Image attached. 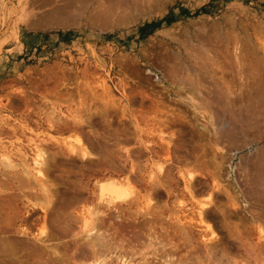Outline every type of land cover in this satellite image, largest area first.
<instances>
[{
	"label": "rangeland",
	"instance_id": "374dc122",
	"mask_svg": "<svg viewBox=\"0 0 264 264\" xmlns=\"http://www.w3.org/2000/svg\"><path fill=\"white\" fill-rule=\"evenodd\" d=\"M156 1L0 0V164L5 160L4 156L11 163H17L11 173L8 168L4 167L3 163L2 166L0 165V172L6 174V176L3 175L5 176L4 178L0 175V186L9 188L11 186L13 192H18L17 200L14 203L19 208L15 226H21L20 228L32 233L38 232V228L42 226L40 225L42 223L41 214L34 213L33 210L26 213L23 206V204L29 203L28 200L34 202L33 205L36 204L35 206L39 208L44 205L45 201L40 198L36 185L32 182L30 188L26 189L27 192L25 189H16L19 183L20 185L23 183L19 180L22 176H25L23 170L32 165L33 152L37 143L38 146L41 145L44 149L48 148L47 151L49 153L55 152L57 162L62 161L63 169L66 168L64 171H67V174L64 175L62 181L55 182L58 183L57 186L61 189H64V187L70 188L71 186L67 183L79 181L80 192L81 194L84 193L80 195V199L82 198L81 202L77 201L78 203L70 204L64 210L65 217H73V219L65 218L69 227L72 228H69L70 233L68 231L69 234L64 239L58 240V243L55 241L57 244H61L60 247L65 246L66 253L71 255L74 250L71 246L73 241L81 237L84 239L85 236L81 235L88 234L87 232L92 229L91 224L93 222H89L93 220V215L88 211L89 209L90 211H95V209L87 207L90 204H94L95 201L89 202L87 200V192L92 187L95 189L94 185L100 176L99 170L103 169L104 166L95 164H93L94 167L89 164L83 165L84 171H81L79 170L82 166L80 158L76 157L75 153H70L67 150L71 146L77 147L75 136L79 132L83 133L85 131V133H89V136H92L91 134L96 131L101 132L105 126L113 127L111 129H118L125 125L130 129V140H128L129 142L126 141V144H119L120 149L118 148L119 146L113 147L116 150L113 155L117 161L122 160V158L127 159V157L133 155L134 157H129L130 163L133 162L135 164L133 170L137 174L141 171L138 176L143 180V183L141 181L135 182L134 193L126 195V197L128 195L129 197L131 196V201L130 198L124 197L125 200L123 198L115 199L114 202L130 201L134 203V197L139 196L143 192L144 180L146 182L147 180L150 181L151 173L153 176L156 174L157 177L162 174L156 167L163 164L171 178H174L172 185L176 194H173L170 199L166 197H163L164 200H162L163 198L161 199L157 209H160V212L163 211L161 213L164 214V217L163 220L158 218V228L160 224L164 226L170 225L171 229H169V232L172 234L173 230L176 231L175 227L172 228L173 226H181L182 229L186 228L185 232H188L187 234L189 237L191 236L195 245L203 246L202 244L204 243L200 239L209 238L210 234L205 226L206 224L199 222V217L196 214V205L199 200L205 202L207 194L212 192L218 202H216L217 206L219 208L223 206L221 209L227 210H223L225 218L230 214L234 215H230V218L232 217L231 220L228 217L224 220L222 215L217 213L209 220L218 235L217 237H221L223 240L226 239L229 245L235 241H232L234 240L232 237V240L228 237L227 229L230 227L229 229L234 230L235 227L236 230L232 234H236L235 238L238 240L239 247L235 242V247L230 248L233 255V264H264V201L257 203L259 202L258 200L256 202L254 198L250 197L253 199L251 200L245 193L250 188L264 189V184L260 183L262 179L263 181L261 182L264 183V161H262L264 160L262 158L264 155V146H262L264 145V138L262 141L260 140L261 142L257 141L258 132L256 128L249 125L252 123L251 121L248 122L246 118L245 120L243 119L244 122L241 121L242 123L237 121L239 120V114L247 115L249 110H251V107H244L250 106L252 102L254 104V101L256 102V96L253 97L252 94L257 95L259 93L258 84L254 83L256 81L255 78H258L257 76L262 74V72L257 70V73L255 72L256 69L251 72L250 63L252 60L256 62L258 58V66H262V63H264V0H158V2L160 1L159 3H156ZM54 9L56 10L54 11ZM98 16L101 17L99 18ZM215 28L217 30H214ZM260 31H263V33ZM197 36H200V39ZM205 51L206 54H202ZM251 53H253L254 57L251 56ZM182 60L184 62L191 61V65L210 61L208 64L209 66L212 64L213 66H210V68L212 67L211 70H214L211 75L217 84L221 85H218L219 87L214 91V97L218 96L217 98L225 101L224 103H227V97H229L228 100L232 98L231 100L235 105L230 100L231 105L234 106L231 107L237 113L228 112V115L230 113V117L235 114V121H237L235 124L238 123L237 125H242L243 129H246L242 131L241 135L237 134L236 137L231 139L227 137L218 138L219 136L212 134L214 126H210L208 114H214L215 110L221 111L222 109H229V107H226V104H222L224 107H219L214 103L212 105L208 104L206 107L203 104L201 110L195 109L196 107L187 101L188 98L186 97H190L189 92H183V90H179L173 85L175 77L182 76L180 74L177 77L178 74L174 72V69L181 65L180 62ZM168 65L169 67H167ZM242 71L243 73H241ZM242 74H246V78ZM172 75L176 76L172 77ZM241 79L244 81H241ZM207 81L209 80L207 79ZM242 82L245 84L243 85ZM205 85L207 86V83ZM231 85L233 86L230 88ZM254 85L256 86L254 87ZM251 86L252 88H249ZM220 87L223 89L221 90ZM244 88L248 89L243 90ZM219 91L220 94L218 93ZM238 91H242V94ZM217 93L218 95H216ZM223 95L225 96L224 98H222ZM244 95L247 97H244ZM241 96L244 99H239ZM247 98H251V100H247ZM103 100L107 103L103 102ZM199 101L198 99L197 103ZM236 103H239L238 106H236ZM88 104L92 110L95 108L98 110H101V108L102 110L103 108L109 110L108 120L110 121L108 122L111 123L100 121V118L97 117L94 119L92 128L86 125L83 128L71 125L74 122L73 117L76 116L77 110L80 108L83 110L84 106L86 107L85 109L90 108ZM53 110L54 112H52ZM206 111H209V113ZM179 115H183L186 119L180 120L181 118L177 117ZM242 118L243 116L240 117V120ZM173 121L175 125L172 124ZM50 126L52 127L50 128ZM166 126L169 127L167 128ZM204 126L209 128H204ZM262 126L264 130V117ZM9 128L11 129L9 130ZM179 128H181V131L184 130L183 146L186 148L183 146L185 149L171 147L175 148L173 151L176 150L177 153L176 151L174 152L177 155L173 154L172 149L169 152H171V156L172 154L176 158L178 156L177 160L181 162L164 163L165 153L163 152H165L166 141L164 142L163 139L165 140L166 138L168 141L169 134L171 132H175L174 134L178 133L177 129ZM159 130L163 132L161 135L165 136L167 134L168 137L166 135L162 139ZM17 135L18 137L15 139ZM237 137L240 138L238 139L239 142L235 140ZM173 141L177 142L176 140ZM249 141L250 143H248ZM201 145L203 146L201 147ZM237 147L241 149L235 150ZM137 148L139 149L137 150ZM129 152L131 155L127 154ZM93 154L97 158V154L95 152ZM71 155L76 157V162L72 169L69 168V163L64 161L65 156ZM256 155H258V160L255 158ZM184 160L185 162H190V164H186ZM198 161L201 165H199ZM159 162L160 164H158ZM150 164L151 167L149 168ZM23 165L25 166L22 168ZM26 165L28 166L27 168H25ZM120 165L118 166L121 167ZM62 167H60V172H64L63 169L61 170ZM106 167L108 168L109 166ZM125 168L128 170L129 166H125ZM126 169H124L126 172H124L125 174L122 177L129 174ZM189 170H192L196 182L198 181L197 185L195 184L192 189V191L195 188L197 190L193 191L194 195L197 194L195 197L189 196L190 194L187 193V190L184 191L185 184L183 183L188 177L186 174ZM257 171L263 174L259 172L263 178L258 177L260 174ZM254 174L258 175L255 177ZM180 175H184L183 178ZM213 181L214 183L211 184ZM255 181H257V185ZM62 183L67 184V186ZM216 184L219 186V190L215 189V191H212V186ZM136 191L140 192V194L136 195ZM21 192H24L23 195ZM30 192L34 198L31 197ZM34 195H37V197ZM65 195L64 197L68 196L67 194ZM192 198L196 199V202L194 200L192 202ZM35 199L37 201L39 199V201L42 200L43 202L40 203L43 204L34 201ZM231 202L237 204V211L233 207L228 206ZM161 205L162 207H160ZM164 205L165 207L163 208ZM84 207L87 213L84 212ZM99 210H103V208L100 207ZM109 212L111 211H108L107 214ZM227 212L230 214L227 215ZM112 213L115 215V212ZM112 213L110 215H113ZM234 213L237 215L235 216ZM257 214L259 217L254 218ZM3 215L5 214H0L1 217H5ZM82 217L84 219L87 217L86 220L92 218L87 221L88 225H84L88 228L83 227V224L86 223L82 222ZM105 219V221L111 220V218ZM105 224L107 223L105 222ZM222 224L224 226L228 224V226L223 227ZM86 229L88 231H85ZM161 232L164 233V230L162 229ZM176 234L179 236L178 231ZM68 238H71V240ZM69 246H71V250L67 248ZM146 251L150 253V250ZM184 251V249H181L178 253L183 254L185 253ZM149 255L151 256L152 254L150 253ZM76 256L72 254L70 257L74 258H69L67 263L70 261H72L70 264L84 262V260L79 262V258L76 259L78 257ZM114 256L115 254L105 256L104 258L106 259H103V262L105 264H115ZM135 261L138 262L137 259H133L131 261L132 264H137Z\"/></svg>",
	"mask_w": 264,
	"mask_h": 264
},
{
	"label": "bare ground",
	"instance_id": "6f19581e",
	"mask_svg": "<svg viewBox=\"0 0 264 264\" xmlns=\"http://www.w3.org/2000/svg\"><path fill=\"white\" fill-rule=\"evenodd\" d=\"M133 1H135V0H133ZM153 1H156V0H153ZM157 2H158V0L156 1V3ZM58 8H59V6H58ZM55 10L56 9H54V11ZM124 11H127V10H124ZM214 30H217V28H215ZM261 33H263V31ZM199 37H198V39H200ZM201 40H202V37H201ZM200 48H202V47H200ZM191 52L193 53V51H191ZM253 53H254V50H253ZM253 53H251L252 54L251 56H253ZM202 54H206V51H205V53H202ZM174 55H176V54H174ZM180 59H181V57H180ZM180 59H179V61H180ZM258 59L256 60V62H255V60H252L251 63H250L251 64V69H250L251 72H252V70L255 71V69H256L255 72H257V73H258L257 70H260L262 72V74H259V76H257L258 78H255L256 81L258 80L257 82L255 81V83H254L253 82L254 80L252 81L254 84L257 83L258 87H259V93L257 95L252 94L253 97L256 96L255 97L256 98V102L254 101V104H252L253 103L252 102L250 104V106L248 105L247 107L243 106L244 108L251 107V110L247 109V110H249V113L247 115L239 114V120H237V121L242 123L241 121H243V119L245 120V118H246V120L248 122L251 121L252 123L249 124V125L254 127V128H256L257 132H258L257 136H256L257 137V141H260V140L262 141V139L264 138V130H263V126H262V121H263V117H264V63H262L263 65L261 64L262 66H258V64H257ZM182 61L180 62L181 65L174 69V72L176 74H178L177 77L180 74L182 76L176 78L175 77L176 75H172V77L173 76L175 77V80H174L175 82H173V85H175L177 88H179V90L180 89L183 90V92H189L190 97H186V98H188L187 101L192 103L196 107L195 109L198 108V109L201 110L203 108V104H205V107H206V105H208V104L212 105L214 103H215V105L217 104V106H219V107H222L223 106L222 104H224V105L226 104V107L227 106L229 107V109H224V110L222 109L223 111L222 110L221 111L220 110H215L214 114L213 113H209V111H206L207 113H209L208 115H209V119L210 120H208V121H209L210 126H212V127L214 126L213 127L214 129L212 130L213 131L212 134L219 136L218 138L227 137V138H231V139L233 137H236L237 134L241 135L242 131H245L246 129H243L242 125H237L238 123L235 124V122H237V121H235L236 120L235 119L236 118L235 114L237 113V111L235 113V111L232 110L233 109L232 107H234V106L231 105V101H232L231 99L232 98H230V100H231L230 101V100H228L229 97H227V100H226L227 103H224L225 101H223L222 99L217 98L218 96L214 97V95H215L214 91L219 87L218 85H220V84H217L216 80L211 75L212 71H214V70H211L212 67L210 68V66H213V65L210 64V66H209V64H208L210 61L208 63H207V61L203 62V63H199V64L198 63H193L192 65L190 64L191 61L190 62H184L183 61L184 63ZM261 61L263 62V60H261ZM240 63H243V62H240ZM250 64H249V67H250ZM167 67H169V65ZM237 69H238V67H237ZM247 69H249V68H247ZM243 71H244V69H243ZM243 71L241 73H243ZM242 75H244V74H242ZM245 75H244V77L246 78ZM207 79L209 81H207ZM242 79H241V81H244ZM247 79H248V77H247ZM167 80H169V79H167ZM205 83H207V86L205 85ZM242 84H243V82H242ZM256 85H254V87ZM232 86L233 85H231L230 88ZM248 86H249V84H248ZM252 86H253V84H252ZM252 86L249 87V88H252ZM210 87L213 88V89H211ZM220 89H221V87H220ZM246 89H248V88H246ZM246 89L244 88L243 90H246ZM240 92L242 94V91H240ZM218 93L220 94V91ZM218 93L216 95H218ZM91 94H93V93H91ZM224 95H223L222 98L225 97ZM237 95H238V93H237ZM95 97H96V95H95ZM219 97H220V95H219ZM244 97H247V96L244 95ZM249 97H251V96H249ZM242 98H243V96H241V98H239V99H242ZM79 99H80V97H79ZM198 99L200 101L197 103ZM249 99L251 100V98H249ZM249 99L247 98V100H249ZM104 100H103V102L106 101V100L105 101ZM90 102H91V100H90ZM105 103H107V102H105ZM232 103H233V101H232ZM240 103H242V102H240ZM233 104L235 105V103H233ZM238 104L236 106H238ZM96 107L98 108V106H96ZM109 107H110V105H109ZM85 108L86 107L84 106L83 110L81 108H80L81 110L80 109L77 110L76 116L73 117L74 122L71 125H74L75 127H80V128H83L86 125L89 128H92L94 126V124H93L94 119L97 118V117L100 118V121L101 120H103L104 122L110 121V120H108V116H109L108 112H109V110L104 109V108H103V110H102V108H101V110H98L96 108L92 110L91 106L88 109H85ZM105 108H106V106H105ZM210 110H212V109L210 108ZM52 112H54V110ZM228 112H232V113H235V114L231 115L232 117L231 116L229 117L230 113L228 115ZM204 113H205V111H204ZM122 114H123V112H122ZM240 115L243 116L242 120H240V117H241ZM177 117L181 118L180 120H185L186 119L183 115H179ZM164 122L166 124V120ZM108 123H111V122H108ZM173 123H174V121L172 122V124ZM50 124L52 125V123H50ZM173 125H175V124H173ZM176 126H178V125H176ZM51 127L52 126H50V128ZM111 128H113V127L105 126L104 129H102L101 132L95 130L96 132L91 134L92 136H89V133L87 134V133H85V131L83 133L79 132V134H76L77 136H75V138H76L75 142L77 143V147L74 148L73 146H71L67 150L68 152L70 151V153H75L76 157L80 158L82 166L79 168V170H81V171H84L83 165H88L89 164V165H92V167H94L93 164H95L97 166H104L103 169L99 170L100 171V173H99L100 176H99L98 180L97 181L94 180V181H96V184L94 185L95 189L92 187L87 192V195H88L87 200L89 202H91V201L94 202L95 201L94 204H90V206L87 207V208H89V207L91 208L92 207V208L95 209V211H90V209L88 211L89 213H91L93 215L92 216L93 220L91 222H89V223L93 222L91 224L92 229L89 230V231H88V229L85 230V231H88L87 232L88 234L81 235L83 237L85 236L84 239L81 237L82 240H81V238H79V239H77L79 241L75 240L72 243L73 245L70 244L72 246V249H74L73 252L71 253V255L72 254L77 255L78 257L76 256L77 257L76 259L79 258V262L81 260H84V262H82L80 264H105L103 262V259H106V258H104V257L107 256V255H111V254H115V256H114L115 264H132L131 261L133 259H137L138 260V262L135 261V262H137V264H229V263L233 264V262H232L233 255L231 254L232 253L231 249H232V247L233 248L235 247L234 243L235 242L237 243L238 240H237V238H235L236 234L234 233L235 235H233L232 232L234 230H236L235 227H234L236 225L233 226L234 230L229 229L230 227H228V229L225 228L228 231L227 232L229 234L228 237L230 239L232 237V239H234V240H232V239L231 240L235 241V242L232 243L230 241L231 243L229 245V242L227 243L226 239H224L225 240L224 241L223 238L217 237L218 235L215 232V229H214L213 225L209 222V220L212 217H214L215 214L217 215V213H220L222 215V217L224 218V220L227 217L230 218L231 214L227 212V215L228 214H230V215H228L225 218V212L223 210H225V211H227V210L226 209H221V208H223V206L221 208H219L217 206L218 202L215 200L216 198H214V193H212V192L208 193L207 196H206V201L202 202L201 200H199L201 202L197 201L198 203L196 205L197 212H196V210H195V212H196L197 216L199 217V222H201L203 224L204 223L206 224L205 226H206V228H207V230L209 231V234H210L209 238H204L203 240L200 239V241H203V243H204V244H202L203 246H201V247L198 246V245H195V243H194L193 239L191 238V236L189 237V235L187 234L188 232H185L186 228L182 229L181 226H178V225H176L177 227L173 226L172 228L175 227L176 231L173 230V232L171 234L169 232V229H171L170 225L164 226L163 224H160L159 228L157 226L159 224L157 222L158 218L163 220V217H164V214L161 213L163 211L160 212L159 211L160 209L159 210L157 209V208H159L158 206L161 203V199L163 197H166V198L170 199L171 197H173V194H176L173 191V185H172V182H173L174 178L173 177L171 178V176L169 175V172H167L166 169L163 167V164L159 165V167H156L157 169H159L160 173H162V174H159L158 177L155 174L156 175V177H155V175L153 176L152 173H151V177H149L148 176L149 173H148L147 176L149 178H151V180L149 179L150 181L147 180V182H146V180H144L145 185H144V188H143V192L140 194V192L136 191L137 192L136 195H138V194H140V195L137 196V197H134V199H135L134 203L130 202L131 201V198H130L131 196L129 197V195L131 193H134L133 188L135 186V182L138 183L139 181H141L143 183V180H141L139 178V176H138V174L141 171L138 172V174H137L136 171L133 170V168H134L133 166L135 164L133 162L130 163V160H129V157H132L133 155L129 156V157L126 156L127 157V159L125 158L126 160L122 158V160H118V161L116 160V158L113 155L116 152V150H114L113 147L119 146V144H121V143L126 144L125 142L130 140V133H129L130 129L127 128V126H125V125L122 126L121 128H118V129H111ZM181 128H182V126H181ZM181 128L177 129V132H178V133H176L177 135L174 134L175 132H171L169 134V138H167L168 141L165 138V136L167 135L166 132H165L166 135L164 136L163 134L161 135V133H163V132L159 130L162 139L165 138V140L163 139V141L164 142L166 141L165 142L166 143L165 144V148H164L165 152H163V153H165V155H164L165 156L164 157L165 158L164 163L173 162V161H176L177 163L181 162V161L177 160L178 156H177V158L175 157V155H177L176 154L177 151L174 150V151H176V153L173 151V149H175L176 147H179V149L185 147V146H183V136H184L183 131L184 130L181 131ZM204 128H209V127H205L204 126ZM10 129L11 128H9V130ZM256 129H253V130H256ZM76 130H78V129H76ZM98 130H100V129H98ZM204 130H206V129H204ZM79 131H80V129H79ZM254 132H256V131H254ZM209 133H210V131H209ZM14 134H15V132H14ZM239 135H238V137H239ZM80 136H82V137H80ZM16 137H18V135L15 136V139H16ZM166 137H168V135ZM209 137H210V135H209ZM238 137L235 140L238 141V139H240ZM253 137H255V136H253ZM173 140H176L177 142H175ZM14 141H16V140H14ZM227 141H230V140H227ZM11 142H13V141H11ZM216 142H218V141L216 140ZM224 142H226V141H224ZM210 143H211V141H210ZM248 143H250V141ZM170 144H171V146H170ZM246 144H247V142H246ZM36 145L37 146L34 148L35 150L33 152V154H34L33 157H32V153H31V157L33 158L32 165L29 166V167L26 165L25 168H27V167L28 168L23 170L24 173H25L24 174L25 176H22L23 177V178L21 177L22 179L19 177L20 178L19 180L22 181L23 183H22V185H20V183H19V185H18V187L16 189H22V190L25 189V191H26L27 188H30V184L32 182L36 185V187H37L36 189H38L40 198H43L44 199L43 201H45L44 205L42 206V208H39V207L35 206L36 204L33 205L34 202H31L30 200H28L29 203L27 202V204H25V205L23 204V206H24V209H25L24 211L26 213L29 212L30 210H33L34 213H38V214L40 213L41 214L42 223L40 225H42V226L39 227L38 228L39 231L38 232L35 231V233H32L31 231H28V230H25V229H22V228H20L21 226L20 227L15 226L16 219H17V213L19 212L18 211L19 208H17V204L14 205V203L17 200L18 192H13V190H11V186H10V188L7 187V186H4V187L0 186V209H1L0 210V214L1 213L5 214V215H3L5 217H1L0 216V264H63V263L64 264H70L72 261L67 263L68 259L75 257V256L74 257H70L71 255H68L66 253L65 246L60 247L61 244H57L58 243L57 241L61 240V239H64L70 233V229H72L71 227H69V225L67 224V221L65 220V218L68 217V216L65 217L64 210H66L67 209L66 207L67 206L69 207L70 204H73L75 202L78 203L77 201H80L82 199V198L80 199V195H82L84 193L81 194V192H80L81 186H80V182L79 181H74V182L67 183L69 186H71L70 187L71 191H70V188H68V187H66V188L64 187V189L63 188L61 189L60 187H58L57 186L58 183H55V182L62 181L64 175L67 174V171H64V169H66V168L63 169V167H62L63 162L62 161L61 162H57V157L55 156L56 155L55 152L54 153L53 152L49 153L47 151L48 148L44 149L41 145H40L41 147L38 146L37 143H36ZM199 145H200V142H199ZM236 145H235V147H236ZM196 146H197V144H196ZM202 146L203 145H201V147ZM245 146L247 147L248 145H245ZM262 146H264V145H262ZM171 147H175V148H171ZM118 148L120 149V146ZM162 148H163V146H162ZM185 148H183V149H185ZM134 149H136V148H134ZM138 149L139 148H137V150ZM170 149H172V152H174L173 154H175V155L172 154V156H174V157L171 156V152H169ZM240 149L241 148L237 147L235 150H240ZM258 149H259V147H258ZM262 149H263V147H262ZM55 150H56V148H55ZM123 151H125V150H123ZM92 152L93 153L95 152V154H97V158L94 157L95 155ZM140 152H142V151L140 150ZM70 153H68V154H70ZM131 153H134V152H131ZM127 154L131 155L130 152L127 153ZM140 155H142V154L140 153ZM258 155H256L255 158H257ZM116 156H118V155H116ZM250 156H252V155L250 154ZM259 156H261V155H259ZM2 157H3V155H2ZM65 157L66 158L64 159V161L69 163V168L72 169L74 167L75 162H76V157L72 156V155L71 156H65ZM262 158L264 159V155H263ZM4 159L5 160H3L2 163H3L5 168H8L10 170V173H11V170H13L15 168V165L17 163L16 164L15 163H11L10 160L7 159V157H5V156H4ZM94 160H95V162H94ZM185 160H184V162H185ZM253 160H254V158H253ZM257 160H258V158H257ZM30 161H31V159H30ZM262 161H264V160H262ZM25 162H27V161H25ZM2 163L0 164L1 166H2ZM145 163H147V162H145ZM152 163H153V160H152ZM185 163L186 164H190V162H188V161H186ZM198 163H199V161H198ZM158 164H160V162ZM118 165H120L121 167H119ZM199 165H201V164L199 163ZM24 166L25 165H23L22 168ZM105 166H109L108 168H110L112 170H109L107 167H106L107 168L106 169ZM125 166H127V167L129 166L128 170L125 168ZM153 166H154V164H153ZM155 166H157V165H155ZM238 166H240V165H238ZM60 167H62L61 170L63 169L64 172H60ZM150 167H151V164H150L149 168ZM171 167H172V165H171ZM124 169H126L129 174L125 175L124 177H122V175L125 174L124 172H126V171H124ZM263 169H264V166H263ZM263 169H261V170H263ZM67 170H69V169H67ZM137 170H138V168H137ZM257 170H259V169H257ZM6 171H8V170H6ZM260 171H257V173H259ZM147 172H146V174H147ZM4 173H6V172H4ZM261 174H260V176L257 174L258 177H261ZM0 175H2V176L5 175L6 176V174H3V172H0ZM58 175H60V176H58ZM252 175H253V172H252ZM254 175H255V177L257 176L256 174H254ZM5 176H3V178ZM176 176H177V174H176ZM180 176H182V175H180ZM183 176H182V178H183ZM186 176H188L186 181H184L182 179L185 182V183H183V184H185V186H184L185 190L184 191L187 190V193L190 194L189 196L195 197V196H197V194L194 195L193 191L194 190L197 191V190L195 188L192 191V189L194 188L193 186H195V184L198 181L196 182L195 175H194V173H192V170H189V172H187ZM247 176H249V175H247ZM261 178H263V177H261ZM12 179H13V177H12ZM16 181H18V180H16ZM246 181H248V180H246ZM257 181H255L256 185H257ZM261 181H263V179ZM261 181H260V183L264 184ZM2 182H3V180H2ZM213 183H214V181L211 184H213ZM62 184L64 186H67V184H65V183H62ZM255 184H254V187H255ZM260 185H259V187H260ZM249 186H250V184H249ZM252 187H253V185H252ZM218 188H219V186L217 184L213 185L212 186V191L213 190L215 191V189H218ZM83 190H84V188H83ZM220 190H221V188H220ZM225 192H227V191H225ZM21 193L23 195L24 192H21ZM245 193H246V196L248 198L252 197V198H254V200H256V202L258 200L259 202H257V203H260V202L264 201V189H262V188H261V190L260 189L258 190L256 187L254 189L250 188V189L246 190ZM30 194H31V192H30ZM30 194H28V195H30ZM65 194H67L68 196L64 197V196H66ZM127 194H129L127 197H128V199L130 198V201H126V202L122 201L121 203H115L114 202L115 199L118 200V199L123 198V200H125V198H127L126 197ZM28 195H26V196H28ZM34 196L37 197V195H34ZM31 197L34 198L33 195ZM259 197H261V198H259ZM24 198H27V197H24ZM248 198H246V199H248ZM36 199L34 201H37ZM260 199H262V200L260 201ZM39 200L37 202L39 204H43V203H40V202H43V201L42 200L39 201ZM162 200H164V198ZM193 200H194V198H192V202H193ZM251 200H253V199H251ZM75 205H77V204H75ZM219 206H221V204H219ZM228 206L229 207L230 206L233 207V209L235 211H237V208H236L237 204L236 203L231 202L230 204H228ZM100 207H102L103 210H99ZM160 207H162V205ZM164 207H165V205L163 206V208ZM108 211H111V212H109L107 214ZM84 212H86V208H85ZM112 212H115V215ZM111 213L114 216L110 215ZM80 215H81V211H80ZM89 215L90 214H88V216ZM236 215L237 214H235V216ZM231 216H234V215H231ZM255 216L256 217H254V218H257L258 214L255 215ZM83 217H84V213H83ZM90 217H91V215H90ZM69 218L73 219V217H68V219ZM105 218H107V219L111 218V220L105 221L106 220ZM165 218H168V217H165ZM231 218L229 220H231ZM86 219H87V217H86ZM86 219L83 218V220H82V222L86 223V224H83V227H85L84 225H88L89 224V223L87 224V221H89L90 218L88 220H86ZM105 222L107 224H105ZM114 222H116L117 224L114 223ZM223 223H224V221H223ZM233 224H235V223H233ZM171 226H172V224H171ZM227 226H228V224H226V226L223 225V227H227ZM160 229L161 230L163 229L164 233L161 232ZM68 231H69V233H68ZM177 231L179 232V236H181L180 238H178L179 236H177V234H176ZM229 238H227V239H229ZM68 239L71 240V238H68ZM180 241H181V243H180ZM51 242H55V243H51ZM236 243H235V245H236ZM237 244H238V247H239V243H237ZM71 246H69L67 248H69V250H71L70 249ZM238 247L236 246V248H238ZM181 249H184L185 253H183V254L178 253V251L181 250ZM146 250H150V253L152 255L150 256L149 255L150 253H147ZM69 253H70V251H69ZM111 262H112V260H111Z\"/></svg>",
	"mask_w": 264,
	"mask_h": 264
}]
</instances>
